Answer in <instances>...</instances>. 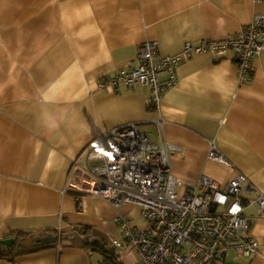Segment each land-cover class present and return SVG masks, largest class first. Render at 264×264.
<instances>
[{
  "label": "crops",
  "instance_id": "obj_1",
  "mask_svg": "<svg viewBox=\"0 0 264 264\" xmlns=\"http://www.w3.org/2000/svg\"><path fill=\"white\" fill-rule=\"evenodd\" d=\"M258 14L264 0H0V240L53 234L0 264L98 263L105 258L93 246L103 240L122 264H142L111 244L122 239L120 217L135 231L148 227H138L140 209L69 186L79 183L75 162L89 145L127 124L180 148L171 164L183 184L204 175L225 185L241 173L264 192V52L252 59L250 83H241L233 51L220 61L210 52L192 57L158 113L148 87H100L138 67L147 42H158V63L187 43L237 35ZM160 119L162 134L152 125ZM211 144L231 167L209 160ZM250 234L260 255L225 264H264V219L254 218Z\"/></svg>",
  "mask_w": 264,
  "mask_h": 264
},
{
  "label": "built area",
  "instance_id": "obj_2",
  "mask_svg": "<svg viewBox=\"0 0 264 264\" xmlns=\"http://www.w3.org/2000/svg\"><path fill=\"white\" fill-rule=\"evenodd\" d=\"M231 51L236 56L241 83H250L252 59L264 52L263 14L254 16L237 35L203 40L198 45L187 43L180 54L164 57L158 63V42H147L139 48L138 67L117 72L102 80L100 87H148L152 107L158 113L164 96L177 84V71L184 62L206 52L220 61ZM164 74L167 77L162 79ZM152 125L162 134L161 119ZM179 150L163 137L153 141L141 130V124H127L89 145L85 161L75 162L82 173L79 183L71 181L69 186L108 200L115 208L132 204L140 209L148 227L135 231L128 219L120 217L117 224L122 239H112L111 244L116 250L133 251L143 264H225L231 255L248 260L259 256L261 246L250 232L254 218L264 219V192L241 173L225 185L204 175L195 184H183L171 164V157ZM208 157L231 167L215 144H211ZM251 194L256 196L249 198Z\"/></svg>",
  "mask_w": 264,
  "mask_h": 264
},
{
  "label": "trees",
  "instance_id": "obj_3",
  "mask_svg": "<svg viewBox=\"0 0 264 264\" xmlns=\"http://www.w3.org/2000/svg\"><path fill=\"white\" fill-rule=\"evenodd\" d=\"M83 231L88 230L84 229L78 231V233L81 234ZM50 232L51 230L37 233L19 232L15 234V243L13 246L5 247L0 245V260H12L17 256L31 253L43 248L45 244L42 243V240L53 236V234H51ZM108 245L109 243L106 240H103L100 244L97 243L93 247L105 258V261L109 262L110 264H122L119 260V257L111 249H109Z\"/></svg>",
  "mask_w": 264,
  "mask_h": 264
},
{
  "label": "water",
  "instance_id": "obj_4",
  "mask_svg": "<svg viewBox=\"0 0 264 264\" xmlns=\"http://www.w3.org/2000/svg\"><path fill=\"white\" fill-rule=\"evenodd\" d=\"M15 243V239H4V240H0V245L5 246V247H11L13 246ZM43 244H48L47 239H43L42 240Z\"/></svg>",
  "mask_w": 264,
  "mask_h": 264
},
{
  "label": "rangeland",
  "instance_id": "obj_5",
  "mask_svg": "<svg viewBox=\"0 0 264 264\" xmlns=\"http://www.w3.org/2000/svg\"><path fill=\"white\" fill-rule=\"evenodd\" d=\"M147 224L142 220L138 223V227H145ZM142 263V262H141ZM143 264V263H142Z\"/></svg>",
  "mask_w": 264,
  "mask_h": 264
}]
</instances>
